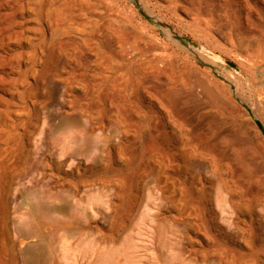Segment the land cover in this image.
<instances>
[{
    "label": "rangeland",
    "instance_id": "374dc122",
    "mask_svg": "<svg viewBox=\"0 0 264 264\" xmlns=\"http://www.w3.org/2000/svg\"><path fill=\"white\" fill-rule=\"evenodd\" d=\"M62 1L17 0L20 12L10 16L14 0H0V224L2 207L7 213L0 264H264V182L250 185L187 146V136L205 123L193 104L183 109L189 131L165 123L178 154L172 163L151 155L149 138L138 139L113 114H102L85 89L98 71L94 52L79 62L55 45L41 54L50 38L47 13ZM88 1L96 12L135 14L142 32L186 64V83L219 84L245 110L249 141L264 148L256 123L264 126V43L239 23L245 15L236 7L240 0ZM246 1L264 18V0ZM137 4L172 35L161 25L150 29ZM205 99L204 106H212ZM66 123L77 143L62 154ZM19 142L9 162L8 147ZM261 148L252 149V161ZM259 162L264 166V157ZM14 213L24 227L12 226Z\"/></svg>",
    "mask_w": 264,
    "mask_h": 264
},
{
    "label": "bare ground",
    "instance_id": "6f19581e",
    "mask_svg": "<svg viewBox=\"0 0 264 264\" xmlns=\"http://www.w3.org/2000/svg\"><path fill=\"white\" fill-rule=\"evenodd\" d=\"M238 3L236 7L240 9L239 12L242 13L245 10V15L242 17L241 14L239 23L247 32L252 33L264 43L263 16L248 1L240 0ZM93 7H95V4H92L88 0H64L59 5V8L56 7L57 9L55 8L53 12L50 10V13H47L49 15L46 17L47 21L45 22L47 27L46 32H49L50 38L47 39V37V40L45 39L46 41L40 48L42 49L41 54L43 56L47 53L49 54L51 50L48 51V47L55 45L72 54L76 61L79 62V58L87 52H94L98 60L95 65L98 71L92 75L94 80H91L89 83L87 82L85 85L87 95L98 105L99 111L102 114L106 116L113 114L116 120L124 124L129 132L133 133L138 139L143 140V138H149L153 142L149 141L151 155L154 158H161L165 162H175L178 157V154L174 151L169 133L165 131V123L169 121L189 131L190 129L183 117V109L188 103L193 104L192 107H194V110H197V118L204 120L205 123L203 129L197 130L187 136V146L196 152L206 154L217 165L230 171L232 175L237 172L240 176L247 178L250 185L260 186L264 182L261 176L264 173V166L259 161L264 157V153L262 152L264 148L262 149V146L257 141L252 142V140L249 141L250 139L247 138V134L250 133L248 132L250 128L248 129V122L245 119L246 113L242 106L234 104L231 95H228L217 83H211L208 80L206 83L204 82L199 85H197L198 80L197 83L196 81L186 83L183 77V70L187 68L186 64L179 55L165 53L164 48H162L163 44L161 46L157 41H152V38L147 32H142V29L140 30L134 24L135 14H126L122 11L112 9L107 10V7H104L105 9H102L103 11L100 13L93 10ZM12 9L14 12L9 14L10 16H15L20 12L17 0H14ZM88 14L93 16H88ZM145 14L153 23H147L151 25L150 29L152 28L156 31L154 28L155 25H161V23H159V20H156L152 12H145ZM147 24L141 23L143 27H148ZM228 26L230 24L226 27ZM160 27L159 29L163 32H169L171 34L170 30L162 26ZM240 27L237 28L240 29ZM46 32H44L45 35ZM242 36L240 35L239 37ZM240 41L244 45L249 42V40L247 43L244 40ZM252 41L250 40V42ZM261 45L263 46V44ZM256 47L253 48L255 49ZM204 81L206 80L204 79ZM181 86L182 88L186 86L187 89L183 88V90L180 88ZM198 86L202 88L203 94H200ZM181 89L183 91L187 90L186 97L182 95ZM241 90L239 94H241ZM205 98L211 99L212 106H204L207 103ZM244 101L246 102L247 100ZM260 103L258 102L259 105ZM213 106L217 108L216 111L213 110ZM158 108L161 111H158ZM11 114L13 115V113ZM61 132L59 151L64 154L70 149L72 144L77 143V140L74 135V126L71 123H66L62 126ZM10 140L12 141V139ZM10 140L8 139V141ZM260 140L264 142L263 139ZM259 146L262 149H259V157L256 158L257 160L252 161L251 157L256 153L252 149ZM8 148V158L9 162H11L20 149V142ZM254 192L257 195L258 188ZM2 208H4V211L0 225L5 227L7 225V213L5 206ZM29 210L32 209L30 208ZM32 214L34 215V213ZM12 219V226H23L21 223L22 218L19 215L14 213ZM27 220L29 221L31 219ZM58 227L60 226L58 225ZM37 230H32L35 235H37ZM51 253L53 252L51 251ZM23 255L25 256V254Z\"/></svg>",
    "mask_w": 264,
    "mask_h": 264
},
{
    "label": "water",
    "instance_id": "95a60500",
    "mask_svg": "<svg viewBox=\"0 0 264 264\" xmlns=\"http://www.w3.org/2000/svg\"><path fill=\"white\" fill-rule=\"evenodd\" d=\"M137 7L139 8V11H140V13L147 19V15L145 14V12L139 7V5L137 4ZM161 26H164V24H162ZM177 39L178 40H180V41H188V42H190V43H192L193 45H195V43H193V42H191L189 39H187V38H183V37H177ZM231 65V67L233 68V69H235L236 71H238V69L234 66V65H232V64H230ZM256 123H257V125H258V127H259V129L261 130V132H262V134L264 135V126H263V124L260 122V121H256Z\"/></svg>",
    "mask_w": 264,
    "mask_h": 264
}]
</instances>
